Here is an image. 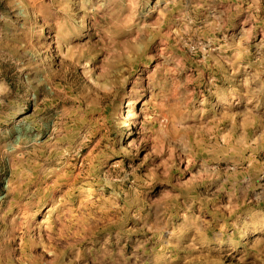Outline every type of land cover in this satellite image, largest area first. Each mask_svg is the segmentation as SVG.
<instances>
[{
	"label": "rangeland",
	"instance_id": "obj_1",
	"mask_svg": "<svg viewBox=\"0 0 264 264\" xmlns=\"http://www.w3.org/2000/svg\"><path fill=\"white\" fill-rule=\"evenodd\" d=\"M0 264H264V0H0Z\"/></svg>",
	"mask_w": 264,
	"mask_h": 264
}]
</instances>
